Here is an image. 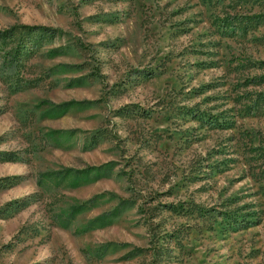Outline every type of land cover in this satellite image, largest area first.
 Masks as SVG:
<instances>
[{
	"label": "rangeland",
	"instance_id": "374dc122",
	"mask_svg": "<svg viewBox=\"0 0 264 264\" xmlns=\"http://www.w3.org/2000/svg\"><path fill=\"white\" fill-rule=\"evenodd\" d=\"M0 264H264V0H0Z\"/></svg>",
	"mask_w": 264,
	"mask_h": 264
},
{
	"label": "trees",
	"instance_id": "16d2710c",
	"mask_svg": "<svg viewBox=\"0 0 264 264\" xmlns=\"http://www.w3.org/2000/svg\"><path fill=\"white\" fill-rule=\"evenodd\" d=\"M40 32H42L43 34L46 33L45 29H41ZM47 34V33H46Z\"/></svg>",
	"mask_w": 264,
	"mask_h": 264
}]
</instances>
